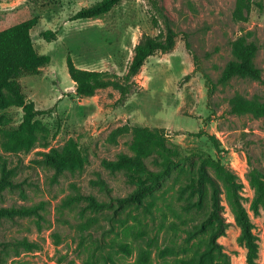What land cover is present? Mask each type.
<instances>
[{"label":"rangeland","instance_id":"374dc122","mask_svg":"<svg viewBox=\"0 0 264 264\" xmlns=\"http://www.w3.org/2000/svg\"><path fill=\"white\" fill-rule=\"evenodd\" d=\"M97 1L0 0V31L38 17L32 39L51 58L38 74L20 78L27 98L47 111L36 118L30 148L4 147L20 131L23 111L16 104L0 110V209L11 210L0 215V264H139L143 248L151 250L148 264H249L220 167L238 185L258 247L255 264H264V207L252 209L253 170L264 179V118L234 114L230 105L237 94L264 102V0H254L245 22L234 18L236 0H159L176 45L148 58L124 104L111 88L78 95L67 59L80 69L123 75L135 46L160 30L148 0H123L109 14L72 20ZM45 31L56 39L47 42ZM241 36L259 45L263 81L221 84ZM126 124L163 130L168 147L182 155L138 203L128 200L138 188L135 171L113 165L135 154L131 134L110 141ZM71 142L83 153V167H52L48 156ZM162 159L153 153L144 161L161 171Z\"/></svg>","mask_w":264,"mask_h":264},{"label":"trees","instance_id":"16d2710c","mask_svg":"<svg viewBox=\"0 0 264 264\" xmlns=\"http://www.w3.org/2000/svg\"><path fill=\"white\" fill-rule=\"evenodd\" d=\"M123 0H99L88 7L81 8L72 20H89L112 12ZM150 5L151 23L159 29L156 36L145 35L135 46L134 55L127 71L117 74L109 70H84L77 68L71 57L67 59L68 73L74 82L75 91L83 97H92L101 90L114 89L119 92V102L124 104L129 97L136 93V78L145 65L148 58L158 52L168 53L176 45L177 34L173 29L172 19L159 0H148ZM254 0H236L234 12L235 20L246 21V15L252 10ZM163 22L164 29L160 23ZM38 17H32L17 25L0 31V110H5L16 104L23 111V120L20 131L10 136L4 143L7 150L18 151L22 148H30L36 137V118L46 114L36 108L35 102L29 100L24 94L20 78L24 75H36L39 70L51 61L50 56L40 55L34 45L31 31L36 27ZM47 42L56 39V33L45 31L42 34ZM259 53V45L249 41L247 36L238 37L232 43V60L226 65L219 82L229 84L234 79H247L257 82L263 81V71L256 64ZM10 94L13 101L8 97ZM231 112L238 115H252L256 118H264V102L255 98L247 100L237 94L231 101ZM163 130H151L148 127L136 125H123L110 134V141L114 144L125 134L132 135V150L134 155L122 154L114 162L115 167L130 168L135 171L132 176L134 183L138 185L136 191L128 198L129 201L139 202L142 196L155 190L161 179L169 172L170 168L181 161L182 155L172 150L166 144V134ZM156 153L163 159V170L153 171L144 161L147 156ZM49 164L58 170H76L83 167L84 156L76 143L71 142L63 151H53L48 156ZM220 174L228 189V196L235 211L236 219L241 226V239L248 250L249 264H255L257 258V243L252 231V223L249 214L241 202L238 193V185L233 175L220 167ZM149 180L150 183H144ZM252 183L255 186V199L252 206L254 212H258L259 206L264 207V179L257 170H253ZM29 212L32 209H23ZM11 212L9 209H0V215ZM151 258V250L143 248L139 255V264H148ZM188 264H201L200 260H193Z\"/></svg>","mask_w":264,"mask_h":264}]
</instances>
